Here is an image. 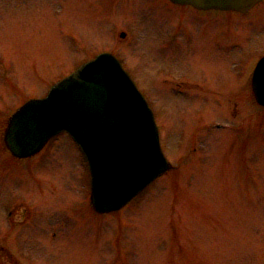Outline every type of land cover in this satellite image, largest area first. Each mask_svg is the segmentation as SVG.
Masks as SVG:
<instances>
[{"label":"rangeland","instance_id":"rangeland-1","mask_svg":"<svg viewBox=\"0 0 264 264\" xmlns=\"http://www.w3.org/2000/svg\"><path fill=\"white\" fill-rule=\"evenodd\" d=\"M77 1L0 0V244L31 264H264V110L249 82L235 79L264 53V6L242 14L168 0H87L81 11ZM102 50L120 57L147 100L175 170L120 212L99 215L89 205L87 161L67 133L15 158L3 131L23 102ZM194 81L221 91L191 103L167 90ZM249 88V117L243 105L228 120L241 128H202L206 144L184 138L204 121V99L209 122L224 114L215 97L233 105Z\"/></svg>","mask_w":264,"mask_h":264},{"label":"water","instance_id":"water-1","mask_svg":"<svg viewBox=\"0 0 264 264\" xmlns=\"http://www.w3.org/2000/svg\"><path fill=\"white\" fill-rule=\"evenodd\" d=\"M171 1L245 12L260 0ZM253 89L264 106V58ZM60 131L69 132L87 156L91 201L100 212L119 209L169 167L151 109L111 53L82 64L45 97L25 102L10 117L5 142L13 155L24 157Z\"/></svg>","mask_w":264,"mask_h":264},{"label":"flooded vegetation","instance_id":"flooded-vegetation-1","mask_svg":"<svg viewBox=\"0 0 264 264\" xmlns=\"http://www.w3.org/2000/svg\"><path fill=\"white\" fill-rule=\"evenodd\" d=\"M87 0H80V1H77V4H76V8L78 9V10H81V11H87L88 9V1L86 2ZM131 1H135V0H131ZM101 5L102 6H105V2L104 1H102V3H101ZM189 31L188 30H186L185 31V34H186V37H188V35H187V33H188ZM250 60V59H249ZM252 61V60H251ZM249 62V64H250V61H248ZM186 85V87H185V89H187L188 91H190V90H198V91H204L205 93H207V94H211L210 92L211 91H213V90H215L216 92H219V91H221V88H217V87H214L211 83L209 84V86H207V87H205V86H199L200 84H196V86H198V87H195V88H192L191 86H190V84H185ZM188 86V87H187ZM246 91V90H245ZM247 94H249V92L247 91ZM239 95H245L244 93H242V94H239ZM238 108H239V106L237 105V104H235L233 107H232V109H231V114L232 115H237L238 114ZM249 108V107H248ZM247 108V109H248ZM240 111L241 112H243V107H240ZM248 115H249V113H247ZM5 250V247H3L2 245H0V252L2 253V251H4ZM0 253V261H2L3 263H0V264H9V263H4V257H6V256H8L7 255V253L5 252V253H2L1 254ZM10 257V256H9ZM7 261H8V259H7Z\"/></svg>","mask_w":264,"mask_h":264}]
</instances>
